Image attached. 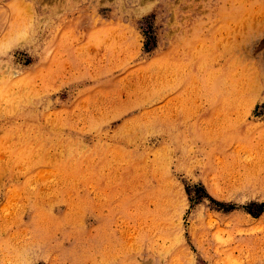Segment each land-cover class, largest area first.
Wrapping results in <instances>:
<instances>
[{
    "label": "rangeland",
    "instance_id": "1",
    "mask_svg": "<svg viewBox=\"0 0 264 264\" xmlns=\"http://www.w3.org/2000/svg\"><path fill=\"white\" fill-rule=\"evenodd\" d=\"M0 264H264V0H0Z\"/></svg>",
    "mask_w": 264,
    "mask_h": 264
}]
</instances>
